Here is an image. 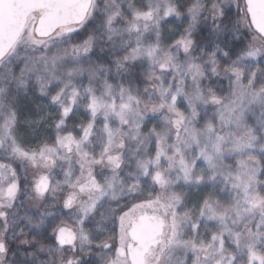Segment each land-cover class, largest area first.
Masks as SVG:
<instances>
[{"label":"snow or ice","instance_id":"snow-or-ice-1","mask_svg":"<svg viewBox=\"0 0 264 264\" xmlns=\"http://www.w3.org/2000/svg\"><path fill=\"white\" fill-rule=\"evenodd\" d=\"M0 264H264V0H0Z\"/></svg>","mask_w":264,"mask_h":264}]
</instances>
